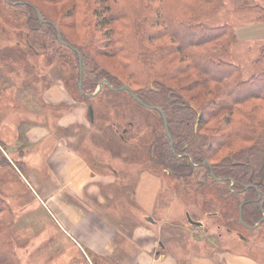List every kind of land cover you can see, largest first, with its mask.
Wrapping results in <instances>:
<instances>
[{
  "label": "rangeland",
  "instance_id": "rangeland-1",
  "mask_svg": "<svg viewBox=\"0 0 264 264\" xmlns=\"http://www.w3.org/2000/svg\"><path fill=\"white\" fill-rule=\"evenodd\" d=\"M31 1L57 20L67 36L77 43H83V40L80 42L76 37L73 16L67 17L73 0ZM243 1L224 0L222 8L203 22L209 26L230 25L234 28L236 42L222 60L240 66L243 78L248 79L264 71V27L260 28L264 26V12L242 9ZM256 3L264 9V0H256ZM14 11L17 10L0 0V141L4 147L2 154L8 162L10 163L9 158L16 160L20 153H25L23 144L16 147L14 143L20 142L13 141L17 137V126L21 119L27 123L40 124L43 130L39 131L44 134L48 131L77 134L75 143L79 147L82 138L87 139L79 150L90 160L96 173L107 174L103 176L106 179L112 176L114 184H121L114 191L116 199L110 207L113 209L112 214L116 218L131 217V222L126 221L130 225L135 222L137 226L132 230V226L126 225V221L122 219L120 230L132 235L135 231L139 232L143 238L139 240L146 244L163 240L166 252L178 257L185 255L181 247L192 249L195 246L196 252L210 247H232L264 263V225L250 229L241 224L238 218L240 198L233 193V185L226 181L213 183L211 180L205 185V182L200 183L202 179L205 181V169L200 170L196 176L181 178L164 164L157 163L156 156L150 152L152 143L158 137L167 135L160 115L142 108L122 90L117 94L105 92L102 99L97 96V101L94 98H80L75 89L76 80L70 76L73 61L70 57H61L65 53L69 56L71 54L64 52L51 60L48 54L59 47L55 42H48L47 48L36 46L35 49H30L29 44L36 37L30 35L23 20L15 22ZM45 31L40 32V39L37 37L44 44L47 42ZM257 33L260 36L253 37ZM98 61L105 68L125 77L115 58L98 57ZM197 78L196 74H191L172 84L181 90L182 86ZM57 86L64 90L58 91L55 88ZM159 93L161 96L156 93L151 101L158 102L168 91L162 90ZM184 94L187 98H192L197 106H201L205 100L199 88L184 91ZM90 106L95 109L94 123H91L88 113ZM75 112L78 113L76 116L81 124L68 125L66 129L61 127L62 121H70ZM170 119L173 117L170 116ZM24 128L29 132L32 130L29 126ZM186 128L190 129L183 126V129ZM258 143L261 148L264 138ZM232 145L235 151L248 144ZM30 148L29 151L33 150ZM230 152L233 151L224 150L221 155L212 156V161L217 162ZM261 152L264 154V150ZM258 161L256 173H264V156L258 157ZM15 163L21 176L12 171L11 163L0 166V193L9 196L8 200L12 202L9 205L14 213V247L20 264H109L96 257L83 241L74 242L66 231V225L59 223L56 212L51 211L42 201L49 190V195L52 194L51 188H43L49 184L43 181L46 176H37L42 187L34 188L35 184L30 180L31 174L22 163L17 160ZM141 171L147 172L145 176L154 181L157 187L159 185L157 195L150 201L152 203L148 209V205L143 206L136 198H132L141 181ZM22 178L25 181H20ZM141 186L145 187V184L142 182ZM123 192L129 193V197L124 198ZM97 207L101 208L100 205ZM190 220L202 223L203 226H196ZM153 221L157 223L153 224ZM157 226H161L162 230ZM114 242L132 250L131 242L126 237L119 235ZM79 244L86 246L88 251H84V247L78 248ZM196 252L190 254L191 258L193 254L196 256Z\"/></svg>",
  "mask_w": 264,
  "mask_h": 264
},
{
  "label": "trees",
  "instance_id": "trees-1",
  "mask_svg": "<svg viewBox=\"0 0 264 264\" xmlns=\"http://www.w3.org/2000/svg\"><path fill=\"white\" fill-rule=\"evenodd\" d=\"M3 1L17 10L13 13L15 22L23 20L30 35L36 37L29 44L30 49L47 48L48 42H55L59 47L48 54L51 60L64 52L71 54L61 57H70L73 61L70 76L76 80L75 89L80 98L88 99L78 89L81 57L85 93L95 92L101 81H107L116 89L127 85L141 101L163 110L174 150L167 135L158 137L150 151L157 163L164 164L181 178L196 176L205 169V181L200 182L205 185L209 180L218 183L210 175L211 166L216 177L231 179L226 182L233 183V193L240 198L238 218L240 205L245 202L243 221L254 225L262 219L260 203L252 199L257 197L253 184L258 185L264 198V173H256L258 157L264 156L261 152L264 145L258 146L259 140L264 138V71L244 79L240 66L222 60L236 42V32L230 25L209 26L203 21L222 8L224 0H73L67 17L73 16L76 37L83 43L67 36L62 25L31 0ZM243 2L242 9L264 12L256 0ZM38 12L49 22L41 23ZM42 30H46L45 44L37 39ZM58 33L71 47L58 41ZM98 57L115 58L125 77L105 68ZM191 74L198 78L181 90L172 84ZM103 88L97 95L100 99L105 92H119L112 91L106 84ZM197 88L205 98L201 106L184 94ZM162 90L168 91L166 96L158 102L151 101ZM97 96L93 97L96 101ZM133 101L161 117L158 111ZM238 143L248 145L234 151L232 144ZM3 148L0 141V166L10 164L2 154ZM224 150L233 152L213 162L212 156L221 155ZM191 158L197 165L188 163ZM13 224L14 213L0 193V264H20L14 247Z\"/></svg>",
  "mask_w": 264,
  "mask_h": 264
},
{
  "label": "crops",
  "instance_id": "crops-1",
  "mask_svg": "<svg viewBox=\"0 0 264 264\" xmlns=\"http://www.w3.org/2000/svg\"><path fill=\"white\" fill-rule=\"evenodd\" d=\"M262 27L264 26H260V28ZM262 32H264V29ZM259 36L260 33H257L253 37ZM55 88L60 92L64 90L58 86ZM61 96L64 97V95ZM77 114L75 112L70 121L64 119L61 127L66 129L68 125L81 124L78 116H76ZM95 120L96 117L94 116V121H91V123H94ZM39 125L34 122L27 123L24 119H21L18 123L17 137L13 141L20 142L14 143L16 147L23 144L22 148L25 149V153H20L16 160L22 163L26 171L31 174L30 180L34 182V188L42 187L39 180L36 179L37 176L44 174L47 177L43 181L49 184H46L43 188H51L52 194L49 195L50 190L45 195L42 193L45 196L42 201L47 204L51 211L56 212L59 223L66 225L68 228L66 231L73 237V241L76 243L83 241L95 253L96 257L105 260L109 264H264L249 254H244L232 247H210L202 249L201 252L198 250L196 252L195 246L192 249L181 247L185 251V255L178 257V255L169 253V251L166 252L163 240L158 239L155 243L146 244L145 241H141L143 238L139 232L135 231L132 235L128 231L126 233L120 230L122 219L130 222L132 220L131 217H114L112 214L113 209L110 208L116 199L115 188H119L121 184H114L112 176L110 179H106L103 176L107 174L96 173L90 164V160L79 150L81 146L85 145L87 139L82 138L79 147L75 143L77 134L69 135L65 134V131H62V134L51 131L44 134L40 132L43 129ZM24 126H29L32 130L29 132V130H25ZM32 132L34 135H32ZM30 147L33 150L29 151ZM16 160L9 158L11 169L18 174L17 176H21L22 174L15 163ZM97 163H99L98 160ZM145 175H147V172L141 171L142 178L137 185V191L132 194V198H136L143 206L148 205V209L152 203L150 201L157 195L159 185L157 187L156 183L149 180ZM23 180V178L20 179L22 182ZM142 182L145 187L141 186ZM123 194L124 198L129 197V193L123 192ZM2 195L12 205V202L8 200L9 196H6L3 192ZM97 205H100L101 208L99 209ZM124 223L132 226V230L137 226L135 222L133 225H130L127 221ZM152 223L156 224L157 222ZM157 227L162 230L161 226ZM119 235L130 240L131 251L122 245L115 244L114 240ZM86 246L79 244L78 248H85L84 251H88ZM176 251H178V248ZM194 251L196 256L193 254L191 258L190 254L195 253Z\"/></svg>",
  "mask_w": 264,
  "mask_h": 264
},
{
  "label": "water",
  "instance_id": "water-1",
  "mask_svg": "<svg viewBox=\"0 0 264 264\" xmlns=\"http://www.w3.org/2000/svg\"><path fill=\"white\" fill-rule=\"evenodd\" d=\"M6 1H8V0H6ZM38 17H39L41 23H43V22H49V21H44V20L42 19V17H41V15H40L39 12H38ZM58 41L61 42V43L64 44V45H66L67 47H71V45H69L68 43L63 42L60 33H58ZM79 66H80V76H81V78H80V80H79V82H78V89H79V91H80L83 95L87 96L88 98H93V97L97 96V95L101 92V90H102L104 84H106L110 89H112V90H114V91L126 90V91L130 94V96H131L135 101H137L139 104H141L142 106L147 107V108H149V109L156 110V111H158V112L161 114V117H162V119H163V123H164V129H165V132H166V134H167L168 139L170 140V146H171V149H172V151L174 150V149H173V146H174L173 136L171 135L170 130H169L167 117H166L165 113L163 112V110H162L161 108H159V107H157V106H155V105H148V104L144 103L143 101H141V100H140V99H139V98H138V97H137V96L131 91V89H130L127 85H122L120 88L116 89V88H113V87H112L107 81H101V82H99V84H98V89H97L95 92H93V93H85V92L83 91V89H82V85H83V80H82V76H83V66H82L81 57H80V60H79ZM89 116H90V118H91V121L93 122V121H94V116H95V111H94V109H93L92 106L89 107ZM199 118H200V115H199ZM198 125H199V120L196 122V125H195V133H197ZM190 161L193 163V159H192V158L190 159ZM209 167H210V169H211L210 175H211V177H212L215 181H227V180H231L230 178H226V177H221V178L216 177V176H215V173L213 172L212 167H211V166H209ZM232 185H233V183H232ZM232 185H230V189L232 188ZM248 187H249V186L245 187L244 190L248 189ZM259 196H261V194H259ZM244 204H245V202H243V203L240 205V209H239V219H240L241 223H242L245 227L250 228V229L257 227L258 225L261 224V221L264 220V214H263L262 220L258 223V225H256V226L248 225L247 223H245V222L243 221V216H242V208H243V205H244ZM263 213H264V210H263ZM188 217H189V215H188ZM149 219H150V218H149ZM149 219H148V220H149ZM153 222H154V221H153ZM190 222L193 223V224H196V225H201V224H202V223L200 224V223H197V222H193V221H191V220H190Z\"/></svg>",
  "mask_w": 264,
  "mask_h": 264
},
{
  "label": "flooded vegetation",
  "instance_id": "flooded-vegetation-1",
  "mask_svg": "<svg viewBox=\"0 0 264 264\" xmlns=\"http://www.w3.org/2000/svg\"><path fill=\"white\" fill-rule=\"evenodd\" d=\"M186 155V154H185ZM188 163H192L191 161H190V159H189V161H188ZM193 165H197V164H195V163H192ZM261 177H263V174H261ZM253 187H254V189H255V191L257 192V197L255 198V199H252L254 202H256V203H260V208H261V211H262V214H264L263 213V210H264V198H263V196H262V193H260L261 191L259 190V187H258V185L257 184H253ZM259 194H261V196H259ZM262 220V219H261ZM260 220V221H261ZM260 221H258L257 223H255L254 225H251V226H256V225H258V223L260 222ZM196 225V224H195ZM262 225H264V220L263 221H261V224L260 225H258L257 227H255V228H252V229H257V228H260ZM196 226H203V224H201V225H196ZM204 226H205V224H204ZM245 227V226H244ZM245 240H247V238H245V237H243ZM254 242H257V239H255V238H253L252 239ZM248 241V240H247ZM258 245V244H257Z\"/></svg>",
  "mask_w": 264,
  "mask_h": 264
}]
</instances>
